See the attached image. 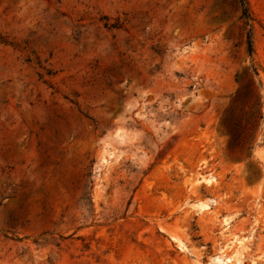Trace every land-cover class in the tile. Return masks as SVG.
Wrapping results in <instances>:
<instances>
[{
    "label": "rangeland",
    "instance_id": "1",
    "mask_svg": "<svg viewBox=\"0 0 264 264\" xmlns=\"http://www.w3.org/2000/svg\"><path fill=\"white\" fill-rule=\"evenodd\" d=\"M248 2L0 0V264H264Z\"/></svg>",
    "mask_w": 264,
    "mask_h": 264
},
{
    "label": "bare ground",
    "instance_id": "2",
    "mask_svg": "<svg viewBox=\"0 0 264 264\" xmlns=\"http://www.w3.org/2000/svg\"><path fill=\"white\" fill-rule=\"evenodd\" d=\"M199 181H201V180H199ZM213 181H214L213 177L204 178V182L207 183V184H212ZM207 209H209V205L207 203L200 204V209L199 210L205 211ZM225 223H226V225L228 224L227 221ZM245 240H246V238H244V239L239 238V239L233 241V243L234 244L238 243L239 245H243ZM233 259H234V256H228L227 254L225 255L224 253H222V254L217 255L213 260L215 262L225 264V263H231L233 261Z\"/></svg>",
    "mask_w": 264,
    "mask_h": 264
},
{
    "label": "trees",
    "instance_id": "3",
    "mask_svg": "<svg viewBox=\"0 0 264 264\" xmlns=\"http://www.w3.org/2000/svg\"><path fill=\"white\" fill-rule=\"evenodd\" d=\"M239 2L242 9V19H244L246 26H250V22L253 20V18H252V12L250 10L249 2L248 0H239ZM248 51L250 55H253L254 47H253L251 33H249L248 36Z\"/></svg>",
    "mask_w": 264,
    "mask_h": 264
}]
</instances>
